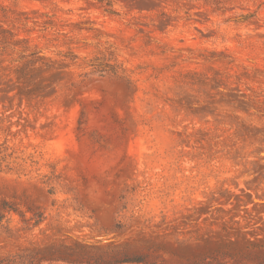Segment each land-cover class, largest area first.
<instances>
[{"label":"rangeland","instance_id":"1","mask_svg":"<svg viewBox=\"0 0 264 264\" xmlns=\"http://www.w3.org/2000/svg\"><path fill=\"white\" fill-rule=\"evenodd\" d=\"M1 198L26 264H263L264 0H0Z\"/></svg>","mask_w":264,"mask_h":264},{"label":"trees","instance_id":"2","mask_svg":"<svg viewBox=\"0 0 264 264\" xmlns=\"http://www.w3.org/2000/svg\"><path fill=\"white\" fill-rule=\"evenodd\" d=\"M12 213L20 214L16 204L10 202L6 199H0V224L8 221V216ZM32 256L25 255H13V256H5L0 257V264H26L32 261ZM129 260H118L115 264L128 263ZM71 263V262H70ZM264 264V263H263Z\"/></svg>","mask_w":264,"mask_h":264}]
</instances>
